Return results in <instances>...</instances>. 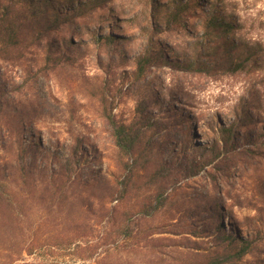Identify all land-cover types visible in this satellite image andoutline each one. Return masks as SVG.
<instances>
[{
	"label": "rangeland",
	"instance_id": "rangeland-1",
	"mask_svg": "<svg viewBox=\"0 0 264 264\" xmlns=\"http://www.w3.org/2000/svg\"><path fill=\"white\" fill-rule=\"evenodd\" d=\"M48 1L69 13L68 5L76 9L88 0ZM204 1L184 11V27L161 9L171 8L172 0H106V6L76 10L68 23H54L48 37L31 46L39 29L29 26L12 38L11 29L0 27V179L19 188V179L25 180L34 191L33 184L45 188L61 169L90 186L82 187L84 203L71 202L64 211L81 209L77 232L88 241L76 243L73 248H82L75 254L54 256L60 263L96 264L86 242L98 244L99 254L103 235L115 240L125 218L136 224L141 206L164 192L161 213L138 222L142 230H172L153 236L164 255L124 253L116 260L150 264L163 256L164 264H264V0ZM209 3L237 24L229 39L251 65L206 74L159 62L138 77L139 59L151 46L158 47L157 56L181 62L212 53L205 37ZM43 4L0 0V18L8 8L9 20L37 23ZM109 35L121 40L110 45L104 40ZM112 122L133 130L130 153L117 146ZM224 128L234 129L229 141ZM98 181L106 193L92 187ZM109 189L117 192L112 201ZM41 204L40 197L29 198L27 219L20 223L37 234L27 239L38 244L53 242L49 235L63 227L59 214L45 216ZM101 207L105 211L98 212ZM111 208L115 225L106 219ZM227 233L234 243L224 239ZM244 242L250 243L247 254L239 256Z\"/></svg>",
	"mask_w": 264,
	"mask_h": 264
},
{
	"label": "trees",
	"instance_id": "trees-1",
	"mask_svg": "<svg viewBox=\"0 0 264 264\" xmlns=\"http://www.w3.org/2000/svg\"><path fill=\"white\" fill-rule=\"evenodd\" d=\"M198 1L199 0H189L188 3H185L183 0H172L171 8H168L170 5L168 7L162 5L161 9L166 11V13L173 18L172 20L177 21L178 25L184 27V23L181 21L184 17V11L189 9L194 10L195 6H200L198 5ZM200 1L205 2L204 0ZM213 5L214 4L209 3L208 9L204 10V13H206L207 16L206 20H208L207 26L209 29L205 32V37L209 39L212 45V53L202 55L203 58H187L184 62H181L180 60H171L165 55L157 56L156 49H158V47L153 50V47L151 46L147 53L139 59L138 77L144 76L146 67L156 64L158 65L159 62L164 67L173 68L178 65H184L185 68L191 71L206 74L210 73L214 69L216 70L217 67H224L227 71L236 73L241 71L245 66H250L251 62L249 58L247 57L245 59L247 63L242 61L243 54H237L239 46L235 41L231 40V38L229 39L230 32L234 29H238L236 27L237 24L233 21H225L221 15L217 13ZM102 6H106V0H88L87 3H81L78 5L76 9L72 7V5H68L67 12L69 13H63L61 9L56 7V5L48 0H44L37 23L33 21L28 23L23 19L19 21L16 19L9 20L7 16H9L10 11L7 8V11L3 12L2 17L0 18V27L2 29L4 27V29L7 30L11 29L12 38L18 35V31H24L25 29H28L29 26L39 29L40 35L38 38H35L32 44H30L31 46L33 44H38L41 38L48 37L54 29V23H68L71 19L75 18L77 15L76 10H79V13H85L92 8H100ZM220 33H222L221 36L218 35ZM104 40L110 45H115L116 42L121 40V38L109 35L106 36ZM17 43L18 42L15 44ZM213 62L217 64L214 65L212 64ZM112 123L117 146L126 153L133 151L136 139L133 135V130L123 124L118 125L116 122ZM223 132L225 133L224 136L226 137V140L229 141L230 138L233 137L234 129L224 128ZM210 151H215V147H213V150ZM66 167L67 164L61 166L62 169ZM23 171L24 170L22 169V172ZM23 181L22 179H19V182L21 183V188H19L18 186L4 183L0 179V264H63L60 263L59 260L55 259L54 256L64 254L67 251L75 254L82 248L81 243L77 244L74 248L73 246L79 241H88L86 238L87 234L84 236L80 234L78 236L79 232H77L80 230L81 209L75 211L76 213H73L71 209H68L69 212H66V214L64 211L67 209V206L71 204V202H83L81 201L82 198L80 195L84 192V188L82 190V187L88 189L90 186L86 180H82V178L77 173H73L72 170L62 171L61 169L55 178L47 180L45 188L37 186L38 189H36V184H33L34 191L27 190L29 186H27V184ZM103 186L104 182L98 181L92 187L96 188V190H100V192L106 193ZM71 191L74 194L72 199H70L67 195L68 193H71ZM108 192L109 196L107 197L109 200H114V196L117 192L112 189H109ZM35 197H40L44 206L41 204L42 206L40 205L39 208L45 213V216L58 213L61 217L59 226L63 227L59 229L58 234L49 235V239L53 242H48L50 240H46L43 243L38 244L39 242L37 241H29L27 236L31 238L37 236V234H35L32 230H26L20 224L22 223V220L27 219L28 210L26 209V205L28 199L30 198L32 202ZM96 199L99 202L103 201V198ZM166 200L164 192H161V194L155 197L150 196L147 202L141 206L140 216L137 217V221L140 224H146L151 219L153 220L155 216L161 213L162 209L165 207ZM104 209V207H101L98 212H102V210L105 211ZM115 210L116 208H111L105 212L107 214V221L114 222V225L116 222ZM216 210L219 211L220 208H216ZM91 211V208H88L86 214H90ZM138 222H136V224H132L131 219L125 218L122 222V226H119L121 228L118 227L119 233L115 240L113 239L114 235L112 234L103 235L101 240H105V249L99 252V254L98 249L100 246L98 244L92 245L91 243L89 244V242H86V244H88L87 247L90 250L88 256L90 258L96 256V258H94L96 264H131V262L123 261L122 257L117 258L116 260L115 256L124 253L136 256H138V253L164 255L160 250L162 246L159 241L160 239L155 237L153 238V236L171 233L172 230H167V226L155 228L147 227L142 230L141 225ZM173 227H176L175 223ZM223 237L225 240L230 239V243H234V241H236V238L230 236L228 233L224 234ZM171 241L172 243L174 242V240ZM249 244L250 243L248 242H244L240 250L237 251V254L239 256L246 255L247 246ZM172 247L175 249L178 248L177 244ZM28 256L39 258V261L30 262L25 258ZM155 258L156 262H152L150 264H164L163 256ZM192 264H221V262L219 259H211L208 262H198L195 260Z\"/></svg>",
	"mask_w": 264,
	"mask_h": 264
}]
</instances>
